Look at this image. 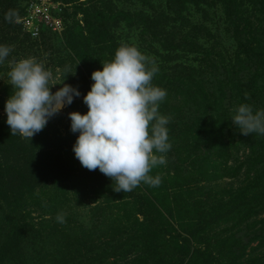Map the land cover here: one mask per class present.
Listing matches in <instances>:
<instances>
[{
    "label": "trees",
    "instance_id": "obj_1",
    "mask_svg": "<svg viewBox=\"0 0 264 264\" xmlns=\"http://www.w3.org/2000/svg\"><path fill=\"white\" fill-rule=\"evenodd\" d=\"M52 1L65 6L64 31L31 41L17 23L24 4L0 0V45L11 49L0 66L48 57L42 65L60 76L50 92L76 88L81 95L67 109L84 114L90 74L120 45L135 46L158 69L151 84L166 92L158 113L168 118L171 148L154 153L165 159L149 173L159 186L117 192L74 158L78 133L63 138L46 125L28 140L11 135L0 114V264H264V135H241L230 123L241 103L264 109V0ZM216 8L231 52L206 25ZM121 30L133 39H121ZM223 180L230 185L216 187ZM90 187L100 199L82 205L76 192Z\"/></svg>",
    "mask_w": 264,
    "mask_h": 264
},
{
    "label": "clouds",
    "instance_id": "obj_2",
    "mask_svg": "<svg viewBox=\"0 0 264 264\" xmlns=\"http://www.w3.org/2000/svg\"><path fill=\"white\" fill-rule=\"evenodd\" d=\"M14 16L9 10L4 18L10 22ZM10 51L0 45V64ZM157 70L135 46L122 44L110 61L90 74L92 83L82 98L86 113L67 114L69 131L78 133L71 147L74 158L87 170L98 169L114 181V191H132L141 182L160 184V177L149 173L165 159L154 153H166L171 145L168 118L158 113L166 92L151 84ZM6 76L12 94L4 103L5 123L11 135L28 140L81 95L63 81L57 91L50 92L52 73L32 57L9 61ZM230 123L241 135H264V109L254 111L241 103L233 109ZM56 220L63 223V214H57Z\"/></svg>",
    "mask_w": 264,
    "mask_h": 264
},
{
    "label": "rangeland",
    "instance_id": "obj_3",
    "mask_svg": "<svg viewBox=\"0 0 264 264\" xmlns=\"http://www.w3.org/2000/svg\"><path fill=\"white\" fill-rule=\"evenodd\" d=\"M28 1H30V0H25V1L20 0V5L22 6L23 4L27 3ZM81 1H83V0H81ZM121 3H122V1L114 0L113 4L116 5L117 7H120ZM155 4H158V3L155 2ZM207 14H208V16L206 18L207 19L206 25H208L207 27H209V29L211 30V33L216 36L215 40L218 43V45L220 42L221 46L219 47V49H224L225 51H230V52L233 51L234 45H233L232 41L228 38V36L224 32V28H223V25L221 22L222 16H221L220 10L218 8H216L215 10H208ZM187 15L190 16V19L193 22H201L200 17H199L200 15L196 14V12H194L192 9H190V13H188ZM71 24H72V21L71 22L69 21V25H71ZM118 35L121 39L124 37H127V36L129 37V39H133L132 38L133 33L127 32L125 30H123V32H122V30L119 31ZM57 36H59V35H57ZM59 41H60L59 39H56L53 42H51V44H53V46H52L53 49H56L57 46L55 44H57ZM46 58H48V57L45 56L42 60V64H44V65L47 64V61H45ZM8 68L4 67L3 65L0 66V79H3V80H0V103H1V101H6L9 98V96L12 94V88L8 84V79L6 76V72L9 70ZM58 71L59 70L55 71V73H57L56 77L52 78L49 82L50 85H53V86H51L50 90H52L54 88L56 83H59L60 76H59ZM68 113H70V111H68L67 106H66L64 109L61 110L60 113H58L57 115L50 118L46 124L49 127H54L55 130L58 131L63 138L66 137L67 135L72 136V134H73L72 132L69 131L70 121L67 118ZM0 114H4V110H2L1 108H0ZM49 134H51V131H49L48 135ZM215 185H216V187H227L228 185H230V181L229 180L219 181ZM233 186H235V184ZM109 192L110 191L107 190V188H106L105 189L106 195H109L110 194ZM81 194L84 195V198L81 200L82 205H89V206L92 205L93 206V203H96V201H99L97 199H100L99 197H95V196H99L100 193H99V191L95 190L93 187H90L83 192H80L77 190L76 195L81 196ZM74 203H75V201H72V204H74ZM117 203L118 202L114 203V207L111 208L110 211L112 212L113 217L118 219V217L121 216L123 212H122V208L119 205H117ZM116 206H119V207H116ZM80 207L81 206H79L77 208L78 216L80 217L81 221L84 222V220H85V222H87V218H85L86 213L84 212L87 210V208H80ZM138 219L142 220V217L140 216V217H138Z\"/></svg>",
    "mask_w": 264,
    "mask_h": 264
},
{
    "label": "built area",
    "instance_id": "obj_4",
    "mask_svg": "<svg viewBox=\"0 0 264 264\" xmlns=\"http://www.w3.org/2000/svg\"><path fill=\"white\" fill-rule=\"evenodd\" d=\"M22 17L17 21L31 41L60 35L66 26L63 18L65 6L52 0H30L22 6Z\"/></svg>",
    "mask_w": 264,
    "mask_h": 264
}]
</instances>
